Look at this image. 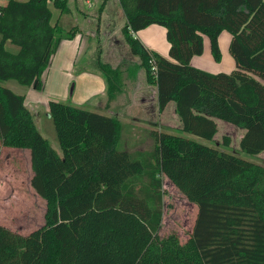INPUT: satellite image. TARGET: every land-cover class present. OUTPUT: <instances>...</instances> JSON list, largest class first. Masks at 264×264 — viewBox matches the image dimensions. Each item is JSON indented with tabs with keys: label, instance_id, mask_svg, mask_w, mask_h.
Returning a JSON list of instances; mask_svg holds the SVG:
<instances>
[{
	"label": "trees",
	"instance_id": "trees-1",
	"mask_svg": "<svg viewBox=\"0 0 264 264\" xmlns=\"http://www.w3.org/2000/svg\"><path fill=\"white\" fill-rule=\"evenodd\" d=\"M119 2L124 39L157 87L160 111L174 102L181 131L209 141L218 133L217 119L231 122L245 130L241 152L262 154L264 0ZM50 4L60 15L72 12L69 0L0 4V82L44 89L60 44L78 33L52 23ZM151 25L165 28L170 58L135 37ZM223 31L232 35L236 69L194 67L204 36L214 60H222ZM99 66L112 101L116 71L100 60ZM48 108L61 153L38 129L25 96L0 84V141L30 150L31 186L47 204L45 225L30 234L0 224V264H264V166L170 133H153L151 150L130 151L120 146L118 119L57 100ZM164 177L197 206L184 245L158 235Z\"/></svg>",
	"mask_w": 264,
	"mask_h": 264
},
{
	"label": "rangeland",
	"instance_id": "rangeland-1",
	"mask_svg": "<svg viewBox=\"0 0 264 264\" xmlns=\"http://www.w3.org/2000/svg\"><path fill=\"white\" fill-rule=\"evenodd\" d=\"M6 1L0 0V4ZM69 6L72 7V15H60L50 4L53 24L59 21L65 32L80 31L84 36L76 58V70H71L69 62L73 61V53L79 46V40L72 39L63 41L59 46L48 72L43 77L44 89L36 90L16 80L0 82L16 94L25 96V103L30 107L37 127L59 153L61 149L48 108L50 99L94 112L100 111L118 119L121 123L120 146L130 151L151 150L155 146L153 133H170L195 139L220 151L238 154L264 166V153L251 156L241 152L240 141L244 130L231 122L217 119L218 133L211 141L183 133L173 105L160 111L159 105L153 101L154 85L147 81L141 59L132 54L123 34L120 36L121 32L113 30V35L117 37H105L101 32H107L110 28L97 24L100 4L90 9V5L84 6L81 0H69ZM88 18L90 23L86 21ZM112 25L116 29V24ZM156 28L165 30L162 26ZM148 36L160 40L159 33H148ZM117 39L119 42L115 44ZM9 48L18 50L13 45H9ZM228 55L231 57L229 49ZM99 60L116 71L112 77L115 85V98L112 101H109L107 94L98 101L102 94L101 86L94 78L98 74L104 78ZM142 98L146 99L145 103H142ZM225 138H229V146L224 145ZM25 150L29 152L28 149L18 150L3 146L0 141V224L22 235L30 234L45 225L47 209L46 201L31 186L30 157ZM163 180L164 214L158 235L161 240L172 238V246L184 245L192 235L198 213L197 206L168 178L164 177Z\"/></svg>",
	"mask_w": 264,
	"mask_h": 264
},
{
	"label": "crops",
	"instance_id": "crops-1",
	"mask_svg": "<svg viewBox=\"0 0 264 264\" xmlns=\"http://www.w3.org/2000/svg\"><path fill=\"white\" fill-rule=\"evenodd\" d=\"M81 1H82L84 6L90 5V9H92L94 6L100 4V7L98 9V14H97V16H98L97 24H100L102 26L106 25L107 28H110V30H111V31L107 30V32L101 31L102 33H104L103 35L105 37H108V35H112L113 37H117V36L113 35L114 34L113 30L121 32L120 36H122V34H123L122 30H123V28L127 22V19H126V16H125V14H124L121 6H120L119 0H107L106 2H104V0H81ZM101 7H102V10L100 9ZM71 11H72V7H71ZM71 15H72V12H71ZM86 21L90 23L89 18ZM112 23L116 24V29H114ZM158 26L159 25H151L148 28H146L145 30L143 29V30L137 32L135 34V37L138 38L145 46H147L146 47L147 49H149L151 51H155V52L159 53L160 55H162L166 58H170V55H169L170 45H169L168 41H166L167 40L166 39V30H161L160 28L157 29L156 27H158ZM148 33H150V34L159 33L160 34V40L157 41L155 38H150L148 36ZM117 35H119V33H117ZM82 38H84V36L80 33V31L73 38L74 40H77V39L79 40V46L76 49V52L73 53L74 57H73L72 63H71V61L69 62L71 64L70 68L72 71H75L77 68L76 67L77 66L76 58H77V55L79 52V48H80ZM231 40H232V35L228 31H223L220 34L219 45H220V48L222 51V60L218 63V62H214L215 60L212 56L210 39L207 36H204V52L201 56H195L192 59L191 64L194 67L208 71L210 73H219V72L231 73V72H233L236 69V63H235V60L232 58V56L230 57L228 55V49L230 47ZM64 41H66V40H64ZM118 42H119V40L117 39L115 41V44H117ZM70 60H72V59H70ZM76 72H78V71H76ZM81 72H84V71H81ZM84 74H83V76L87 77ZM98 75L100 77L97 76V78H94V79H96L97 82H100V86H101L100 92H102L101 97L98 98L99 99L98 101L100 102L103 98L106 97L107 87H106L105 79L102 78V76L100 74H98ZM91 77H95V76L91 75ZM261 82H262V80H261ZM44 85H45V81H44ZM44 88H45V86H44ZM154 94H155V97L153 98V101L154 102L156 101V103L158 105V95H157V87L156 86H154ZM50 100H54V99H50ZM141 101H142V103H145L146 99L142 98ZM93 105H96V104L94 103ZM168 105L165 109H167L168 107L173 105L174 112H175L174 102H171V104L169 106ZM28 108L30 109V107H28ZM158 108H159V106H158ZM97 113L112 117L111 115H108V114L100 112V111H98ZM175 114H176V112H175ZM242 130H244V129H242ZM244 132H245V130H244ZM18 150H23V149H18ZM27 153L30 157V165H31V152H30V150ZM262 154H260V155H262ZM31 173H32V177H33L32 168H31ZM32 177H31V179H32Z\"/></svg>",
	"mask_w": 264,
	"mask_h": 264
}]
</instances>
